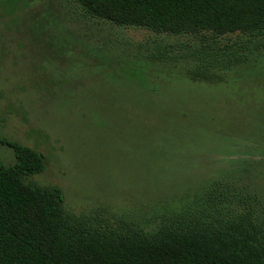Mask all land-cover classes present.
Masks as SVG:
<instances>
[{
  "label": "rangeland",
  "instance_id": "rangeland-1",
  "mask_svg": "<svg viewBox=\"0 0 264 264\" xmlns=\"http://www.w3.org/2000/svg\"><path fill=\"white\" fill-rule=\"evenodd\" d=\"M245 38L176 58L189 36L117 25L75 0H0V139L41 152L45 170L25 180L60 187L75 214L104 208L152 231L224 187L264 226V36L238 48ZM199 66L218 77L196 80ZM0 158L14 164V148L0 142Z\"/></svg>",
  "mask_w": 264,
  "mask_h": 264
},
{
  "label": "trees",
  "instance_id": "trees-1",
  "mask_svg": "<svg viewBox=\"0 0 264 264\" xmlns=\"http://www.w3.org/2000/svg\"><path fill=\"white\" fill-rule=\"evenodd\" d=\"M75 1L88 15L117 25L189 36L192 41L171 46L179 49L176 58L212 53L215 36L242 34L246 41L238 48L264 36V0ZM206 67L192 72L196 80L218 77ZM0 142L16 158L12 165L0 158V264H264V226L231 190L212 188L144 231L104 208L67 211L60 187L25 180L45 170V156Z\"/></svg>",
  "mask_w": 264,
  "mask_h": 264
}]
</instances>
